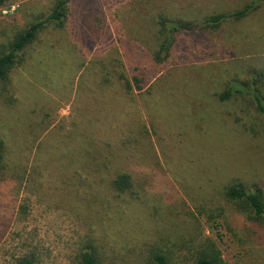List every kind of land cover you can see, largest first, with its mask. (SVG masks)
Segmentation results:
<instances>
[{"label":"rangeland","instance_id":"1","mask_svg":"<svg viewBox=\"0 0 264 264\" xmlns=\"http://www.w3.org/2000/svg\"><path fill=\"white\" fill-rule=\"evenodd\" d=\"M53 1L9 0L0 9V45L47 15ZM252 1L70 0L65 28L45 30L12 72L17 104L9 108L0 96V137L5 147L16 143L32 175L26 189L0 180V264L24 256L75 264L87 244L104 264H149L154 251L171 264H195L211 244L224 264H264V222H250L222 195L241 182L264 196V118L213 97L244 79L245 67L264 69V8L218 31L183 33L169 60L151 61L159 17L199 23ZM111 56L127 75L147 74L155 91L129 96L121 85L100 86L101 63ZM169 84L186 91L185 105L153 101ZM42 120L52 127L35 143ZM88 149L132 176L133 195L80 192L58 178L63 162L82 168L73 155Z\"/></svg>","mask_w":264,"mask_h":264},{"label":"trees","instance_id":"2","mask_svg":"<svg viewBox=\"0 0 264 264\" xmlns=\"http://www.w3.org/2000/svg\"><path fill=\"white\" fill-rule=\"evenodd\" d=\"M8 1L0 0V9L5 8ZM69 2L70 0H54L47 15L34 18L28 26L15 33L7 43L0 45V96L4 97L7 107L10 108L17 104V100L12 94L10 78L12 72L27 63L29 48L45 30L50 28L63 30L65 28L69 14ZM262 8H264V0H253L238 10L208 17L199 23L172 21L166 17H159L151 61L155 65H163L169 60L172 57L177 37L183 33H191L196 30L218 31L224 24L240 23ZM101 66L100 86L121 85L122 92L129 96L150 95L155 91L149 90L153 89L154 85H150L151 81L147 74L136 70L131 75H127L123 70L124 66L121 60L116 56L109 57L101 63ZM244 73V79L241 80L236 76L223 84L222 89L213 94L214 100L220 104L242 102L251 107L257 116L264 118V69L260 66L249 65L245 67ZM176 88L180 90V93ZM184 92L186 91H182L179 85L169 84L167 90L161 91L157 95L159 101L157 98L152 97V99L158 105L167 103L169 99H179L178 102L184 104L180 100L181 93ZM191 98L194 101L196 96ZM171 101L169 100V102ZM194 103L198 102L194 101ZM44 127L47 130H43ZM50 127L52 126L45 125L43 120L38 126L34 125L31 136L34 142L41 140ZM18 149L16 143L10 141L6 142L5 147L4 141L0 137V180L13 181L17 190L21 187L26 189L27 184H32L29 178L32 175L23 168ZM97 152L98 150L91 149L90 151L88 149L74 154V161L79 163L82 168L77 170L72 165L63 162L60 168H56L58 178L68 185L74 186L80 192H84L87 188L93 194L107 188L116 198L127 194L133 195L135 186L132 176L120 169L117 170V166H114L113 163L114 160L109 155L103 157ZM86 155L91 157L90 161H86ZM78 194L80 193L78 192ZM222 195L226 202L235 206L237 211L244 213L250 222L258 224L264 222V196L261 188L255 186L247 188L241 182H234L223 188ZM20 211L25 214V207L21 206ZM14 264H36V262L32 257L24 256L17 258ZM75 264H104V262L99 250L94 245L87 244L86 248L79 250L75 256ZM149 264H171V262L166 254L154 251L151 252ZM195 264L224 263L220 252L211 244L197 254Z\"/></svg>","mask_w":264,"mask_h":264}]
</instances>
